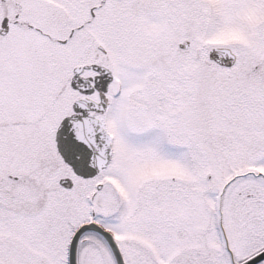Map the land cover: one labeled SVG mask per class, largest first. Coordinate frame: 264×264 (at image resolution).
<instances>
[{"label": "snow or ice", "instance_id": "snow-or-ice-1", "mask_svg": "<svg viewBox=\"0 0 264 264\" xmlns=\"http://www.w3.org/2000/svg\"><path fill=\"white\" fill-rule=\"evenodd\" d=\"M0 264H264V0H0Z\"/></svg>", "mask_w": 264, "mask_h": 264}]
</instances>
